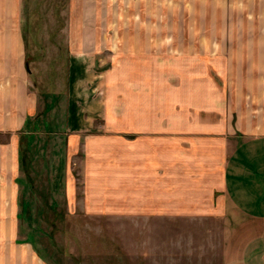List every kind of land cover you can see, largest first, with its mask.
Segmentation results:
<instances>
[{
  "label": "crops",
  "instance_id": "1",
  "mask_svg": "<svg viewBox=\"0 0 264 264\" xmlns=\"http://www.w3.org/2000/svg\"><path fill=\"white\" fill-rule=\"evenodd\" d=\"M84 2L88 12L95 10L97 0ZM118 3L115 12L121 11L127 26L131 10ZM21 4L0 0V135L5 134L0 136V264H54L31 241L20 239L18 230L17 132L36 103L24 66ZM262 17L264 0H214V36L138 35L129 29L107 36L91 32L98 27L92 20L83 24L82 36L68 41L80 45L73 47L75 60L106 55L116 61H179L173 74L151 67L76 68L70 103H115L116 123L142 131L132 140L116 136L112 172L120 182L119 195L130 190L158 205L161 197L165 211L178 199L173 203L194 205L197 213L218 214L228 223L222 264H264ZM100 27L106 29V22ZM162 103L177 106L162 107V115H154ZM79 109L76 125L86 119ZM103 172L89 171L86 186L92 178L102 182Z\"/></svg>",
  "mask_w": 264,
  "mask_h": 264
},
{
  "label": "rangeland",
  "instance_id": "2",
  "mask_svg": "<svg viewBox=\"0 0 264 264\" xmlns=\"http://www.w3.org/2000/svg\"><path fill=\"white\" fill-rule=\"evenodd\" d=\"M115 1L132 12H128L127 26L121 11L115 12ZM84 3L22 0L24 66L36 103L17 132L20 239L31 241L54 264H222L228 223L218 214L197 213L194 205L173 203L178 199L171 200L165 211L161 197L158 205L147 203L149 199L138 193L131 195L130 190L119 195L120 182L112 172L116 136L132 140L142 131L116 123L115 103H70L71 73L76 68L99 72L116 65L151 67L173 74L179 61H116L106 55L75 60L73 47L80 45L68 43L82 36L83 24L92 20L98 27L91 32L107 36L126 29L138 35L214 36V0H97L93 12ZM104 22L106 29L100 27ZM174 106L177 103L157 105L154 115H162V107ZM76 108L86 117L79 125L74 124ZM129 108L127 103V116H131ZM93 152L100 157L95 159ZM99 168L104 171L101 186L94 178L86 186L87 173Z\"/></svg>",
  "mask_w": 264,
  "mask_h": 264
},
{
  "label": "trees",
  "instance_id": "3",
  "mask_svg": "<svg viewBox=\"0 0 264 264\" xmlns=\"http://www.w3.org/2000/svg\"><path fill=\"white\" fill-rule=\"evenodd\" d=\"M30 136H32V135H30ZM32 140L31 139H29V142H31ZM23 157H24V154L22 155V159H23ZM20 162H21V157H20Z\"/></svg>",
  "mask_w": 264,
  "mask_h": 264
}]
</instances>
